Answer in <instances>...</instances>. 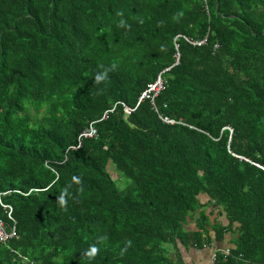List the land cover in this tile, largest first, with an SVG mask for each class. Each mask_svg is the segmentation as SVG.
<instances>
[{"label":"trees","instance_id":"obj_1","mask_svg":"<svg viewBox=\"0 0 264 264\" xmlns=\"http://www.w3.org/2000/svg\"><path fill=\"white\" fill-rule=\"evenodd\" d=\"M202 197L264 264V0H0V264H179Z\"/></svg>","mask_w":264,"mask_h":264},{"label":"crops","instance_id":"obj_2","mask_svg":"<svg viewBox=\"0 0 264 264\" xmlns=\"http://www.w3.org/2000/svg\"><path fill=\"white\" fill-rule=\"evenodd\" d=\"M206 198V197H204ZM202 197V201L205 204V212L207 213V229L209 241L202 243L201 245H191L186 248L180 247L177 251L179 254V264H205L207 263L212 255L216 256L217 252L227 253L229 249L234 247V240L236 238V231L234 224L230 229L224 231L223 236L218 239L216 238L215 228L218 223H226L225 215L221 213L220 207L206 204V200ZM200 210H197L194 214L193 219L188 221L186 225L190 230H196V219L199 217ZM216 223V224H215ZM205 237V234L202 235ZM205 239V238H204Z\"/></svg>","mask_w":264,"mask_h":264},{"label":"built area","instance_id":"obj_3","mask_svg":"<svg viewBox=\"0 0 264 264\" xmlns=\"http://www.w3.org/2000/svg\"><path fill=\"white\" fill-rule=\"evenodd\" d=\"M204 40H199L197 41V43H201ZM195 43V42H193ZM164 87L163 84V79L161 77L160 74L157 75L156 79L147 85V87L140 93V95L138 96V100L137 102H139L140 100H142L143 98H150L153 99V97L160 91L162 90V88ZM124 110L126 112L130 111V108L127 106H124ZM168 121L172 122V120L168 119ZM97 135V131L96 128L94 126V121H91L88 123V125L86 127H84L78 134L77 136V144L72 146V147H78L81 144V141L85 138H90V137H95ZM10 213V208L8 211V216ZM16 235V230H15V226L11 225L8 230L4 229L1 221H0V241H6L8 238L15 236ZM205 264H216V256L213 254L212 257L210 258V260L205 263Z\"/></svg>","mask_w":264,"mask_h":264},{"label":"rangeland","instance_id":"obj_4","mask_svg":"<svg viewBox=\"0 0 264 264\" xmlns=\"http://www.w3.org/2000/svg\"><path fill=\"white\" fill-rule=\"evenodd\" d=\"M28 112L31 114V115H33V117H36V118H38V116L40 115V113H35L34 112V110H33V108L31 107V106H29L28 107ZM112 174H113V176L115 177V180L118 178V175L115 173V172H113V170H112ZM118 174H119V180L117 181V185H118V187L119 186H125L127 183H129L130 182V180L128 179V178H126L125 176H123L122 174H120L119 172H118ZM122 186H121V188H122ZM120 188V187H119Z\"/></svg>","mask_w":264,"mask_h":264}]
</instances>
